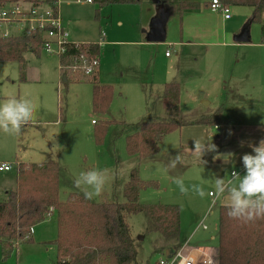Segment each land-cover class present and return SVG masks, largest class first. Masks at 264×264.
Returning a JSON list of instances; mask_svg holds the SVG:
<instances>
[{
	"label": "crops",
	"instance_id": "0c3cea01",
	"mask_svg": "<svg viewBox=\"0 0 264 264\" xmlns=\"http://www.w3.org/2000/svg\"><path fill=\"white\" fill-rule=\"evenodd\" d=\"M154 1L156 0H149L148 3L143 4L141 0L139 4L123 5L126 6L123 7V10L127 13V17L117 20L115 24L116 36H127L129 39L101 43L104 46L128 44L134 48L128 51L130 68L128 72L130 73L127 78L124 80L125 71L119 69L116 73L117 80L103 82L100 78L101 72H97L95 79L100 85L112 88L114 86L115 88H113L112 102L106 113L101 115L102 118L115 121L112 113L113 108L114 110L123 108L122 114L126 113L124 103L130 99H132V104L136 105L132 109V114L133 118L138 121L126 125L129 128L125 134L121 135L124 139L136 130L135 125L139 121L165 117L160 97L166 84L175 83L180 87L179 110L182 120H194L209 116L222 107V119L229 121L227 124L182 127L165 137L159 146L158 154L140 161V164L142 161L151 164L152 162L160 163L159 169H155V175L151 176L152 182L157 184L156 192L161 194L157 203L178 204L174 201H178L177 199L184 194L180 192L175 183L176 179L182 180L185 187L192 191V186L195 183L200 186L205 181L216 179H224L227 183L232 179V172H236L242 177L245 174L242 156L254 154L249 145L258 146L259 142L264 140V29L262 31L261 27V33L256 31L255 38L252 37L251 26H248L253 13V9L250 7L230 6L231 17L226 20L220 14L210 10L209 5L212 0H179L182 3L196 4V8L192 9L181 8L178 3L171 7L169 4L172 1L168 0H157L155 3ZM160 5L172 9L167 21L171 22L172 27L169 32L165 27L164 43H150L146 37L150 29V22L156 16ZM173 14L176 16H172ZM62 22L69 32L70 41L82 43L71 38L69 23L65 22L63 18ZM174 24H176V28ZM243 29L246 30L249 41L246 43L236 42V37ZM100 39H104V36H101ZM83 44L93 45L95 43L84 42ZM97 46L99 50V45ZM161 47H165L166 51L164 55L159 56ZM149 49H151L150 52ZM168 49L170 52L166 56L165 53ZM122 60L123 58H120V63ZM61 81L67 83L65 79ZM230 97L234 99L231 102L237 104V108L233 107L232 110L228 107L230 104L228 98ZM188 100L191 105H194L193 108H188L185 106L186 104H183ZM143 102L145 105L147 104L146 112L142 105ZM197 105H201L203 108ZM91 124L95 125L94 121H91ZM201 138L206 139L207 142L211 141L217 146L216 152L207 153L201 158L204 161L203 164L198 155L192 152L194 151V140ZM242 144L243 146H241ZM109 147L113 151L112 145ZM177 155H179L180 161L176 169L170 172L166 171L165 165ZM46 157H48L47 160L34 164L40 165L56 161L50 160L49 155ZM114 161H117L115 157ZM21 163L30 164L17 161L14 168L16 169L17 165ZM202 177L205 179L202 180ZM13 178L12 184L2 187L0 192H7L15 188L16 171ZM62 178L59 167V186ZM189 181L192 184H189ZM148 190L149 188H145L141 191L142 201L151 202L148 200L151 199V196L145 195ZM70 192L76 191L68 193ZM208 196L207 204H202L203 207L197 212L188 228L184 225V220L180 221V233L175 238L176 244L218 249V210L221 205L229 206L230 200L227 193L223 195L215 193ZM92 201L98 202V200ZM198 201L193 202L195 209L200 207ZM209 214H212L213 218L211 217L212 220L208 225L206 220ZM51 215L55 216V213L52 212ZM201 221L206 224V230L199 228ZM39 225L32 229L31 243H34L33 237ZM35 243L49 242L40 240ZM174 249L175 247L165 246L164 256L173 253Z\"/></svg>",
	"mask_w": 264,
	"mask_h": 264
},
{
	"label": "rangeland",
	"instance_id": "374dc122",
	"mask_svg": "<svg viewBox=\"0 0 264 264\" xmlns=\"http://www.w3.org/2000/svg\"><path fill=\"white\" fill-rule=\"evenodd\" d=\"M75 1L59 0L60 16L69 23L70 36L73 40L98 44L100 40L114 42L129 39L127 36H116L115 27L118 19L127 17V13L123 10V7L126 6L118 4L107 6L99 10V19L96 20L95 11L98 9L96 4H88L87 0H79L80 3ZM148 2L149 0H142L143 4ZM173 4L176 2L172 1V4L169 5L172 7ZM173 8L175 9V7ZM248 26H251L250 31L252 37L255 38L256 31L261 33V27H264V15L261 25L248 23ZM171 27V22H167L168 32ZM174 27L176 28V24ZM101 36H104V39H100ZM102 45H99V70H97V72H101V80L103 82L117 80L116 73L119 69L125 71V80L130 73L128 72L130 70L128 51L134 48L121 43ZM165 51V47H161L159 56L164 55ZM167 51L170 52V49ZM152 54L154 55L153 50ZM120 58H123L121 63ZM65 80L67 83L61 81L58 57L49 56L43 51L39 56L26 52L22 63H0V102L10 97L28 98L36 107V118L26 125L19 135L0 132V164L13 165L10 172L0 173V191L2 187L12 184L16 171L15 162L34 164L47 160L46 155H49L50 160H56L55 163L57 162L61 168L63 176L59 186L61 201H64L69 191L74 190L81 194L91 191L83 185L77 187L75 181L79 179L80 173L95 169L107 170V181L102 193L99 196H94L92 200L123 202L122 188L128 181L130 170L137 167L139 179L149 186L145 195L151 196V199H148L151 202L142 201L140 191V203L158 204L161 194L156 192L157 184L152 182L151 176L155 175V169H159L160 163L152 162L151 164L142 161L140 164L136 158H129L125 151L124 137L121 136L129 128L126 126L128 123L138 121L133 118L132 109L136 105L132 104V99L124 103L126 109L124 114H122L123 108L115 110L113 108V118L116 120L109 121L110 119L101 117L106 112L98 113L92 110V85L90 83L70 76H67ZM228 101L230 102L228 107L231 110L233 107L237 108V104L231 102L234 99L230 97ZM183 104H186L185 106L188 108L194 107L189 100L184 101ZM142 105L146 112L147 104L145 105L143 102ZM197 106L203 108L201 105ZM108 117L110 118V116ZM91 121H94L95 125H92ZM103 122H109L110 125H108L101 144L98 145L95 141L96 132ZM111 145L113 151L109 147ZM113 156L117 161H114ZM201 179L204 180L205 177ZM215 182L216 180L205 181L203 185H200L206 193L203 198L194 191H188L187 194L180 196L178 201H174L178 204L167 203L164 205L177 206L180 212V221L184 220L183 223L188 228L197 212L203 207L202 204H207L209 192L216 193ZM151 183H155V186L150 185ZM189 184H192L191 181ZM4 198L5 192L2 191L0 192V201ZM195 200H199L200 204L197 209L193 207ZM211 215L209 214L206 220L208 225L213 218ZM126 222L130 227L136 251V264H157L159 259L164 256L165 246L170 248L176 246L175 239H164L159 233L154 232L152 222L142 213L128 216ZM35 232L34 243L18 245L16 251L7 260L2 261L0 253V264H56V249L50 243L56 237L55 216L51 215L36 228ZM40 240H46L49 243H35Z\"/></svg>",
	"mask_w": 264,
	"mask_h": 264
},
{
	"label": "trees",
	"instance_id": "16d2710c",
	"mask_svg": "<svg viewBox=\"0 0 264 264\" xmlns=\"http://www.w3.org/2000/svg\"><path fill=\"white\" fill-rule=\"evenodd\" d=\"M56 0H46L53 4ZM99 10L110 5L139 4L141 0H90ZM171 1V0H169ZM181 8H196L194 3L172 0ZM230 6L253 9L250 23L262 24L264 0H220ZM169 4V3H168ZM172 4V3H170ZM171 10L168 6H166ZM264 27L262 26V31ZM41 32L33 31L8 38L0 37V63L24 61V54L39 56L42 51ZM70 53H76L73 46ZM89 51L98 55L97 44ZM24 80L23 77H21ZM92 85V110L105 113L114 92L111 86L100 85L95 77L84 79ZM163 119H143L136 130L127 135L125 151L138 162L154 157L164 138L182 127L227 124L222 119V107L212 115L194 120L180 118V87L164 85L161 94ZM109 122H103L96 132V144H101ZM154 185L155 183H151ZM149 187L138 176L137 167L129 172L122 188L123 202L101 200L94 202L85 195L70 192L64 201L59 200V166L55 162L19 164L16 167L15 188L5 192L0 201V253L7 260L22 243H31L32 229L55 213L56 238L50 242L56 249V264H136V251L126 219L130 215L144 214L152 222V230L164 239H175L180 233V212L175 205L142 204L139 193ZM230 207L221 205L218 210L219 264H264V216L245 222L228 215ZM180 247L176 244L175 248Z\"/></svg>",
	"mask_w": 264,
	"mask_h": 264
},
{
	"label": "built area",
	"instance_id": "2783aa9c",
	"mask_svg": "<svg viewBox=\"0 0 264 264\" xmlns=\"http://www.w3.org/2000/svg\"><path fill=\"white\" fill-rule=\"evenodd\" d=\"M75 2L80 3L79 0ZM87 2L91 1L87 0ZM209 8L220 14L223 19L227 20L231 17L230 5L223 4L220 0H212ZM33 31H39L42 34V51L49 56L58 57L61 80L66 79L67 76L82 80L96 77L99 55L89 51L90 44L73 43L69 40V32L64 27L59 13L58 0L53 4L47 3L46 0H0L1 38ZM101 43L100 40L97 45ZM70 46L75 48L76 53L68 51ZM165 55L168 56L169 52L167 51ZM11 169V164H0V172ZM199 228L206 230L207 226L201 221ZM157 264H219L218 249L181 245L169 256L161 257Z\"/></svg>",
	"mask_w": 264,
	"mask_h": 264
},
{
	"label": "clouds",
	"instance_id": "9594fccd",
	"mask_svg": "<svg viewBox=\"0 0 264 264\" xmlns=\"http://www.w3.org/2000/svg\"><path fill=\"white\" fill-rule=\"evenodd\" d=\"M36 107L28 98L18 99L10 97L0 102V132L9 135H19L22 129L36 118ZM243 146V144L241 145ZM249 147L254 154H244L242 164L245 174L241 177L238 173L231 174L232 179L225 183L224 179H216L215 188L218 195L228 194L230 200V211L228 215L232 218L243 219L245 222L252 221L264 216V140H261L258 146ZM217 146L206 139L194 140V153L201 159L205 154L216 152ZM219 157V156H217ZM180 157L177 155L171 158L165 165L166 171H173L179 164ZM107 181V170H90L80 173L79 179L75 185H81L91 189L85 191L86 199H92L99 196ZM175 183L183 194H187L189 189L185 187L180 179ZM194 191L200 197L205 196L202 187L193 185Z\"/></svg>",
	"mask_w": 264,
	"mask_h": 264
},
{
	"label": "water",
	"instance_id": "95a60500",
	"mask_svg": "<svg viewBox=\"0 0 264 264\" xmlns=\"http://www.w3.org/2000/svg\"><path fill=\"white\" fill-rule=\"evenodd\" d=\"M170 17V10L162 5L156 13V16L150 22V29L147 34L146 40L150 43H164L166 37V24ZM236 42L246 43L249 41V37L245 29L236 37ZM64 81V79H63ZM172 254V253H171ZM166 256H169L168 254Z\"/></svg>",
	"mask_w": 264,
	"mask_h": 264
}]
</instances>
